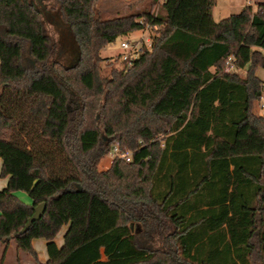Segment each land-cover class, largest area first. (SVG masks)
<instances>
[{"label": "trees", "instance_id": "1", "mask_svg": "<svg viewBox=\"0 0 264 264\" xmlns=\"http://www.w3.org/2000/svg\"><path fill=\"white\" fill-rule=\"evenodd\" d=\"M45 1L0 0V264L12 243L41 264L35 238L44 264H264V3L215 19L217 0H151L108 18L99 0H53L78 45L68 66ZM142 22L152 46L103 74V48Z\"/></svg>", "mask_w": 264, "mask_h": 264}, {"label": "rangeland", "instance_id": "2", "mask_svg": "<svg viewBox=\"0 0 264 264\" xmlns=\"http://www.w3.org/2000/svg\"><path fill=\"white\" fill-rule=\"evenodd\" d=\"M150 1L151 0H99L98 7L105 17L113 18L132 12L135 8L141 9L146 7L149 5ZM240 2L241 0H217L214 10L215 19L226 18L232 15V13L238 12L240 10ZM45 5L44 21L46 28L48 29V33L54 42H56L62 49L63 55L61 60H63L66 65L70 66L78 60V45L75 43L73 32L66 26V24H61V11L58 9L55 1L46 0ZM155 31L156 28L151 27L150 30L145 32V36H150L152 38ZM141 35H143V32L141 30H137L129 36H119L115 42L109 43L103 48L100 53L101 57L104 59L102 62L103 74H107L112 68H120L125 63L122 58H120V52H122L121 41L127 38L135 39ZM238 73L241 76L246 75L245 69H239ZM257 73L261 79L264 80V68L259 67L257 69ZM254 110L258 114H264V96L262 99L255 101ZM117 153L118 151L114 149L106 154V156L100 161L98 168L100 170H106L111 165L113 159L117 156ZM23 196L26 198L28 197L27 193H23ZM67 226L69 228V225ZM132 227L134 231H137L140 228L138 224H132ZM0 245H3L1 250L3 252L5 245L2 242H0ZM12 250L16 251L14 243H12ZM2 252L0 254V261L3 256ZM8 255L11 259V250ZM167 261L168 257L166 255H162L152 264H166Z\"/></svg>", "mask_w": 264, "mask_h": 264}, {"label": "crops", "instance_id": "3", "mask_svg": "<svg viewBox=\"0 0 264 264\" xmlns=\"http://www.w3.org/2000/svg\"><path fill=\"white\" fill-rule=\"evenodd\" d=\"M240 4H241L240 9H241L242 6H244L246 4V0H241ZM214 10H215V8H214ZM1 167H2V158H0V170H1ZM7 182H8V178H3V177H1V174H0V189L4 188L7 185ZM18 195L26 202L30 201L28 197L26 198L23 196V192H19ZM67 229H68V226L64 225L60 229V232L56 235L55 242L59 248L64 245V242H65L64 235H65ZM47 245H48V240L46 238H35L33 240V247L38 254V258H39V261L41 264L46 263L50 258V254H48V246ZM2 248H3V245H0V254L2 252L1 251ZM10 250H11V254H12L11 259L9 258V255H8ZM19 255L21 257V264H35L34 260L29 255H27L23 252L18 254L17 250L16 251L12 250V245L10 246L8 251L6 252V264H19V262H18V256Z\"/></svg>", "mask_w": 264, "mask_h": 264}, {"label": "built area", "instance_id": "4", "mask_svg": "<svg viewBox=\"0 0 264 264\" xmlns=\"http://www.w3.org/2000/svg\"><path fill=\"white\" fill-rule=\"evenodd\" d=\"M258 3H264V0H246V5H256ZM145 27L140 29L143 32V35L131 39H123L121 41L122 52H120V58L124 61H128L131 63L132 59L136 58L140 54V52L145 48H150L152 46V38L150 36H145V32L151 29V26L142 22ZM241 69L236 66L234 63V57H230L226 63L225 70L227 72H233ZM123 157L130 160L131 157L129 154H122Z\"/></svg>", "mask_w": 264, "mask_h": 264}, {"label": "water", "instance_id": "5", "mask_svg": "<svg viewBox=\"0 0 264 264\" xmlns=\"http://www.w3.org/2000/svg\"><path fill=\"white\" fill-rule=\"evenodd\" d=\"M46 206L47 205L45 202H43L35 207L34 213L27 219L26 226L21 230L22 233L27 231V229L32 225L33 221L39 220L43 216Z\"/></svg>", "mask_w": 264, "mask_h": 264}]
</instances>
